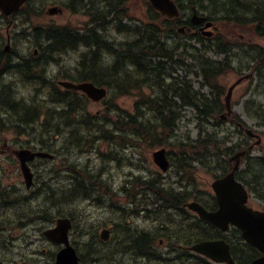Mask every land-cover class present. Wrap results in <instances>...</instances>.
I'll return each instance as SVG.
<instances>
[{
    "label": "rangeland",
    "instance_id": "rangeland-1",
    "mask_svg": "<svg viewBox=\"0 0 264 264\" xmlns=\"http://www.w3.org/2000/svg\"><path fill=\"white\" fill-rule=\"evenodd\" d=\"M98 1H102L100 4L101 7L106 4L105 0ZM145 2L146 0H130L127 8L129 16L134 18V21L132 20L133 22L148 19V10L146 9ZM186 2L187 1H184L185 4ZM68 5L69 0H30L28 8V10L30 9V16L27 17L24 12L23 14L17 15L14 19H10L11 22L8 19L1 17L0 13V51L5 50V48L8 47L9 53L16 52L19 56L32 58L33 56H36L34 53L35 50H38L36 48L37 46L33 43L35 39L31 35L33 27L70 26L76 29L83 28L84 24L89 20L86 11L80 10L79 12L74 13L71 12L70 9H67ZM204 6L205 9L201 10L198 8V10L201 13L213 16L218 21H216V30H213L214 33L216 32V35H223L226 40L232 43L241 39L243 42L253 40L254 43L259 42L260 44H264V40L260 42L251 30H243L241 26L220 20V15L212 11L213 6L209 5L208 0L205 2ZM54 7L61 8L63 12L58 15L56 14L55 16L49 15V9ZM133 24L134 23L131 22V25ZM109 36L117 42L126 40L125 35L118 33L113 27L109 28ZM176 41L179 43H191L182 38H180V40L177 39ZM176 41H173V43ZM85 51L86 50L82 47L78 51H69L63 54L62 57H56L51 61L50 59L45 60L46 65L48 66L45 73L46 77H49L51 83H53L62 80L63 75L65 77L74 75L80 56ZM237 54L238 55L235 57V62L237 64L235 65L236 68L240 69V67L243 66H251L252 62H249L245 54ZM209 56L220 60L223 59V57H218L215 53H210ZM180 58L181 57L179 56L176 59L179 60ZM187 61L186 64H191L192 62L189 58ZM169 66L175 65L169 64L168 67ZM173 69H175V67H173ZM176 71H178V75H186V72L181 68H177ZM244 72L247 73L251 71L247 70ZM240 73V71H227L218 80V83L222 84L227 92L228 88L240 77ZM13 76L14 75H6L5 80H9L8 78ZM16 76L19 79V82L15 81L14 84L16 92L18 93L17 98L25 97L28 100L36 98L40 99V94L38 93L43 88L51 90L52 86L47 84H43L42 88L36 84H29V81L25 78L20 80V75ZM13 79L15 78L13 77ZM188 79L192 81L194 88H199L202 83L201 78L196 77V75L188 74ZM250 90L249 81H245L238 86L233 93L232 105L235 112L234 114L237 118H242L244 120L247 125L246 128H251L261 136V144L255 146L250 154L255 158H260L261 156H264V125H261V123H263L262 121H264L261 120V118L264 117V112L260 111L258 113L259 118L249 116L243 103L250 97ZM141 94L145 95L148 99L154 96L153 90L147 84H143L141 88L133 87L128 95L110 102V104L113 103L118 105V108L121 110H111L110 113L112 117L118 120L121 119V117L125 119L126 112L134 114L136 102L142 100L140 99ZM42 98V100L48 98L47 91H45V95H43ZM250 98L264 104V95L252 92ZM106 100L108 101L109 97ZM250 106L258 110V107H255L253 103H250ZM143 107L144 108H142L140 114L144 115L145 120L151 119L152 121H155L154 119L157 114L154 110L147 109V105L145 104H143ZM87 109L91 115H100L107 110V106L104 101L100 103L90 101ZM252 114L256 115L257 113L252 110ZM182 115V120L179 122L174 137L170 141L172 146L165 147L167 151H175L176 153L178 149L176 145H179L182 142L186 145L190 144L195 146L200 135L203 138H213L215 136L220 138L229 137L228 146H236L235 150L239 149L237 145L243 146L247 143L251 146L256 143V140L249 139L244 129L232 125L230 122L218 123V121L213 118H209L206 121L204 115L199 116L198 112L191 108H184ZM221 116L222 115L218 114L215 117L219 120ZM105 118L109 119L108 116H105ZM10 120L12 121V118L7 114L3 121L0 122V150H8L9 147L19 149L24 146H39L38 142L48 141L49 145H55L52 146L51 152L58 154V157L54 162H45V167L37 166V168L33 169L36 177L38 176V179L36 180L38 184L31 191H27L24 182H15V179L20 180L23 178L14 168L16 160L12 154L5 159L2 153H0V177H4V180L0 183V190L6 188L13 192V194L9 195L8 200L10 201H16L13 195L18 196L20 199L18 204L5 203L4 208L1 207L2 202L0 201V222L5 223L4 231L0 232V264H53L54 256L58 252L59 246L49 241L44 235V232L54 224L56 219L67 215L71 216L70 218L73 220L75 227L71 232L70 239L72 240L74 247L78 249V252L82 253L84 256L85 264H143V261L135 263L128 253H121L120 250L117 249V242H115L114 235L112 242L105 246L100 242L99 234L104 227L110 228L118 220L120 222L122 214L116 213V208L113 205L117 204V201L124 200L125 197L122 196H124V188H126L125 184H127L128 180L131 178L136 179L144 176L152 180L160 181L162 184L164 183L168 187L173 188H178L174 187L177 183L183 184L180 181L181 173L179 172L177 165L175 166L172 164L170 170L167 173H163L154 164L152 157L153 152L163 148L162 145L158 143V140L141 138L139 141H136L131 137L132 142L125 140L122 142L116 140L110 143L106 141H96L90 148L87 145L81 148H71L70 150L64 151L61 148L64 142L62 136L53 139V134H50V137H48L47 135L31 133L29 130L25 134H18L9 130V128L13 127L12 123H15H10ZM216 122L219 125H217ZM102 125L103 123H100L97 126L102 127ZM107 129L113 131L112 125L107 126ZM238 130H242V132H239ZM115 132V134L131 136L130 133H123L118 129H116ZM103 134L106 135L108 133L105 132ZM95 135L98 136L100 133L97 132ZM110 135L111 134L107 135L108 138ZM6 143L7 145H5ZM120 144H122V146H120ZM172 148H174V150H172ZM225 148H227V146H225ZM195 166L197 169H195L193 178H195L194 181L196 186L192 188L193 192H197L201 201L208 203L212 197L211 183L216 178L223 175V171L213 169L215 166L214 163H212L211 168H204L199 163ZM72 169L75 172L73 174H79L80 177H82L83 174L80 171L81 169L89 170L94 174L92 180L87 182L93 191L91 195L89 193L86 194L84 190H79L73 201L71 198L68 199L70 202L67 201L57 205V197H55L56 192L51 191V198L55 199L52 201L54 206L50 201L47 202V199L44 196L32 199V194L38 190V187L48 185L47 182L51 179H53L51 185L54 190H57L58 186L59 189L67 188L71 183L70 179L73 178L72 173H70ZM253 176L254 175L252 174L250 178H253ZM184 180H187V173L184 174ZM251 180L254 181L253 183L255 185H261L259 182L255 181V179ZM99 184L109 186L110 189L107 190L112 191V194H116L117 192V195L112 199L108 195H102L101 193L106 191V188H101L100 193L97 189ZM74 185L75 184H73V186ZM262 187H264V185H262ZM128 189L131 193L136 191L134 187ZM62 195L64 196V193H62ZM68 196L69 192H67V197ZM24 197L31 198V201L28 202ZM61 201L63 202V199ZM250 205L254 209H262L257 201H251ZM119 206L123 207L125 206V203H119ZM152 217L156 216L152 215ZM127 218L129 219L130 217ZM127 218H124L123 224H126ZM130 219L131 223L140 229L150 230L153 228L152 223H146L143 219H136L133 215H131ZM180 232L181 231L178 228L177 233H174L173 236L180 234ZM188 236L192 235L188 233ZM178 238L179 237H175L174 241L178 240ZM85 243L97 244L99 247L98 255L105 261H97L96 258L91 257V249L86 247ZM159 251H161L160 254H166L169 252L166 247L159 249ZM111 252H114L112 256L110 254ZM166 256L173 261L169 260L168 263L156 261L154 264L191 263L189 258L182 253V249L179 246L174 252L168 253ZM199 264H206V262L200 258Z\"/></svg>",
    "mask_w": 264,
    "mask_h": 264
},
{
    "label": "trees",
    "instance_id": "trees-1",
    "mask_svg": "<svg viewBox=\"0 0 264 264\" xmlns=\"http://www.w3.org/2000/svg\"><path fill=\"white\" fill-rule=\"evenodd\" d=\"M105 1L106 4L101 7L98 0H88V2L87 0H70L68 8L73 11L87 9L91 18L89 23L93 27L86 28L83 34L71 27H34L32 36L40 45L42 52L52 55L76 51L82 47L86 48L87 51L82 53V59L80 60V67L85 71L78 73L75 80L92 81L99 86L110 88L113 91V100L111 101L128 95L129 90L133 87L141 88L143 83L151 85L152 88H157L156 96L146 102L147 107L157 114L155 121L145 120V117L140 116L141 108L137 104L136 115L127 114L125 119L121 117V119L112 122L115 129L120 132H129L136 139L158 140L159 144L165 145L172 139L178 128L183 108L193 107L205 117L223 110L224 105L221 98L224 95V88L218 84L217 79L227 71L232 70L231 66L228 68L227 58L222 62L212 60L206 55V51L212 50L213 47L209 44L206 46L204 41L201 40H198V42L202 44L203 51L197 50L186 43L175 42L173 44V41H170L171 38L180 39L178 28L182 24L192 28L190 22L170 21L162 18L147 2L149 20L131 25L124 23L125 19H131L127 8L129 0ZM177 1L182 2V0ZM186 1L190 5L196 4V0ZM212 3L214 5L213 9L216 12L218 11L221 20L244 27L253 26L256 33L264 37L263 0H219ZM111 27L115 28L118 33L124 34L126 40L117 42L110 38L109 28ZM188 36L191 37V35ZM192 39L190 38V40ZM215 40L216 43L213 49L215 53L227 57V51H230L227 40L224 38H216ZM262 51L261 47L253 45L246 52L247 54L257 52L254 62L257 65L256 71L260 79L264 77V52ZM179 56L181 58L176 59ZM188 58L192 59L193 66L196 64L195 75L203 78L202 87L210 88V93H212L210 98L202 94L201 91H195L193 85L185 79L180 81L178 78H173L174 70H171L173 66L168 67V65H176L188 70L191 66L186 64ZM25 67L32 71L30 66ZM0 90L9 92V87L0 86ZM48 93L50 97L56 98L55 110L43 103L32 106H24L23 103L19 104L17 102L10 104L9 102H15L10 96H2L0 100L2 105H5L4 108H9L14 113L12 114L13 117L20 115L17 121L20 125H31L30 118L32 116L37 117L38 114L40 115L44 111L46 120L42 128L46 131L51 129L49 124L53 118L56 119L58 124L71 120V127H79L78 129H85L88 132L99 130L97 125L101 121H98V116L94 114L93 116L88 112L87 100L84 102L79 95L60 91L57 87L49 89ZM176 98L181 101L180 104L175 101ZM109 107L111 108L107 111V116L110 114L111 109L121 111L116 104H109ZM108 123H110L109 120H104V125H108ZM56 129L58 131L60 128ZM101 130H103V127ZM159 130H161V133H158ZM215 137L203 139L201 137L197 140L195 146L186 145L185 143L177 145V167L181 172L180 180L186 182V185L187 181L189 182L188 189L193 188L195 185L194 173L189 172L193 169L194 162L199 163L204 168H211L212 163H214L213 169L221 170L223 174L230 171L231 164L227 161V156L234 153L236 146L225 148L226 139L228 140V138ZM88 138H91V135H88ZM103 139L116 141L121 140L122 136L112 134L110 138L103 137ZM77 140V138H74V141ZM245 164V169L239 171L237 177L264 203V187H262L264 185V157L247 156ZM186 173L187 181L184 180V174ZM252 174L254 176L250 178ZM251 179H255L261 185H255ZM186 185L179 189L167 186L161 187L159 182L148 184V187L151 188L149 194L153 201H162L164 204V209L161 207L155 209V212H162L161 216L165 218L161 227L166 225L167 228L173 227L176 230L179 228L181 231L178 215L173 210L181 209L182 204L192 195L201 201L197 194L183 189L186 188ZM78 188L72 193L75 194L79 190ZM201 202L209 208L213 205V202ZM189 232L191 233V230L183 226L180 234L182 233V236L186 238ZM212 232L211 227L200 222L198 239L213 237ZM171 234L172 232L166 235L171 237L170 242L177 244L178 242L173 240L174 236H169ZM180 234L177 235L180 236ZM156 238L155 235L144 233L135 235L126 229L123 236L118 237L116 241L129 243L134 241L137 244L136 247H128L122 249L121 252L133 250V253L136 254L147 253L151 255L150 260L153 264L156 261L163 260L157 255V251L152 249V244ZM95 250L96 247L93 248V251ZM233 256L238 263L247 264L257 256V251L249 245L239 247L233 245ZM81 258L82 262H85L82 255Z\"/></svg>",
    "mask_w": 264,
    "mask_h": 264
},
{
    "label": "water",
    "instance_id": "water-1",
    "mask_svg": "<svg viewBox=\"0 0 264 264\" xmlns=\"http://www.w3.org/2000/svg\"><path fill=\"white\" fill-rule=\"evenodd\" d=\"M25 2L26 0H0V9L3 10L6 16H9L18 12ZM151 3L154 9L160 11L169 18L179 16V11L172 0H151ZM56 11V9H51L50 13L55 14ZM205 20V18H200L197 15L193 17V22L195 24L202 23ZM211 26L212 23H208L205 29ZM207 35L210 36L211 33H207ZM244 79L246 78L238 80L229 90L225 100L228 115L232 113V92ZM60 85L67 90L82 91L93 101H100L107 94L105 89L97 88L93 83L74 84L72 82H61ZM223 119H225V117ZM249 134L253 136L251 131H249ZM245 154V152H241L236 155L234 158L236 163L233 170L225 177L217 179L212 183V188L219 204V210L210 212L198 203L189 204L188 207L198 213L202 220L213 224L222 231L229 230L230 225L239 228L246 242L264 254V212L255 211L247 206L248 192L236 179V172L239 169L241 157ZM35 156L47 157L49 155L44 153H32L29 150H22L18 153L28 188H31L33 184V175L27 166V162L33 160ZM153 157L154 162L163 171L168 170L169 162L165 150L155 152ZM70 229L71 221L69 219H59L55 228L45 232V234L56 243L65 245L58 253L55 264H80V258L76 250L69 243L68 233ZM100 237L103 241H108L110 238V231L103 230ZM191 249L218 263L237 264L232 258L230 246L223 240L204 241L194 245ZM251 264H264V256L258 258Z\"/></svg>",
    "mask_w": 264,
    "mask_h": 264
},
{
    "label": "flooded vegetation",
    "instance_id": "flooded-vegetation-1",
    "mask_svg": "<svg viewBox=\"0 0 264 264\" xmlns=\"http://www.w3.org/2000/svg\"><path fill=\"white\" fill-rule=\"evenodd\" d=\"M203 26V25H202ZM201 27V26H200ZM200 27H197V30H198V32H199V30H200ZM202 34V33H201ZM17 57H19V54L17 55V53H6V52H4V51H2V52H0V79L3 77V75L5 76L6 75V73L7 72H5L6 71V68H7V66H4L5 64L6 65H8V64H14V62H13V59H15V58H17ZM20 58V57H19ZM11 70H18L17 69V67H14V66H12L11 67ZM21 73L19 72V71H17V73H14L13 75V77L15 78V79H13V77H9L8 79L12 82V83H14L15 84V81H17V82H19V79L17 78V76L16 75H20ZM16 89V88H15ZM71 132L70 131H67V132H65V135H68V134H70ZM15 150L16 149H13V148H11V147H9L8 148V150H0V153H2V155H3V157H5V159H6V157L7 156H9L10 154H13L14 155V159L16 160V164L14 165V168L18 171L19 170V167H20V165H19V162H18V160H17V158L15 157ZM39 159V158H38ZM46 161H40V160H37L36 159V161L34 160V161H32V163H30V166H31V168H32V170L36 167L37 168V166H42V167H45V165H46V163H45ZM4 180V177L3 176H1L0 177V183L2 182ZM16 181H21V179L19 180V179H15V182ZM3 194H4V199L6 198V195H7V189L6 188H3ZM130 205H135L136 206V203H135V201L133 200L132 201V204H130ZM1 207L3 208L4 207V203H2L1 204ZM116 208H119V205H116ZM122 208V207H121ZM124 210H129L128 212H131L132 211V213H136L137 211H136V208L135 209H132V208H130V206L129 205H127L125 208H124ZM139 214V216L140 215H143V213H144V209L142 210V211H140V212H138ZM128 222L130 223V220H128ZM118 223V221L117 222H115L114 224H113V227H112V229L114 228V225H116ZM138 230V229H137ZM139 231V230H138ZM226 239H227V237H225ZM163 244V242H161V245Z\"/></svg>",
    "mask_w": 264,
    "mask_h": 264
}]
</instances>
